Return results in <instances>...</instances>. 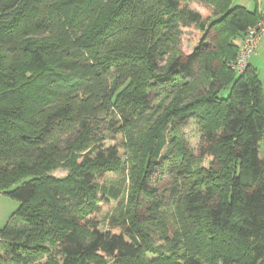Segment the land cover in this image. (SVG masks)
Returning a JSON list of instances; mask_svg holds the SVG:
<instances>
[{"label": "trees", "instance_id": "obj_1", "mask_svg": "<svg viewBox=\"0 0 264 264\" xmlns=\"http://www.w3.org/2000/svg\"><path fill=\"white\" fill-rule=\"evenodd\" d=\"M260 13L232 0H0V193L22 219L0 228V264H264L263 88L256 68L231 67ZM121 152L131 187L102 228L121 187L97 179L123 169ZM167 188L172 235L158 214Z\"/></svg>", "mask_w": 264, "mask_h": 264}, {"label": "rangeland", "instance_id": "obj_2", "mask_svg": "<svg viewBox=\"0 0 264 264\" xmlns=\"http://www.w3.org/2000/svg\"><path fill=\"white\" fill-rule=\"evenodd\" d=\"M256 2L258 4L261 2V0H232V4L235 5H241L244 6L246 9L252 11L254 10L256 6ZM191 7L198 10L201 13L205 12V6H203L201 3L198 1H193L191 4ZM197 33L193 28H187L184 29V34L182 36L181 40V50L184 53H189L192 51L194 47V42L196 40ZM263 40L260 45L257 46L255 52L256 55H251L250 60H255V66L256 70L258 73V77L260 79V82L262 84L263 88V95H264V52L261 53ZM255 68V67H254ZM228 89H224L221 94L224 96L227 93ZM186 134L190 142L191 150L194 153V155H197V146L199 142V135H198V130L195 124L190 121V125L186 128ZM261 157L264 156L263 154V148L261 147ZM121 159H122V165L123 169L120 172H115V173H110L107 174L103 178H98L97 182L98 183H104L107 185H120L121 189V194L118 200H112L109 204H101L100 205V210L96 216V219L100 223V227L104 228L108 224V219L109 217L114 214L119 206V202L125 203L128 198V192L131 187L130 183V177L128 174V155L124 152L120 153ZM208 159L206 158L203 160L202 164L207 165ZM53 175L57 177L64 176L66 174V169L64 168H58L55 169L52 172ZM171 177L168 175H163L161 181L159 182L160 186L159 187H168L170 186L171 182ZM161 187V188H162ZM168 188L160 191L162 193L161 195L163 197L167 198V202L164 207L160 211H158V214L161 216L160 218H166L170 224H168L169 230L168 233L172 235V231L174 229V221L175 217L178 218V205L176 202H173L171 198L168 199L169 197V192ZM19 207V202L16 199H13L9 196H6L2 193H0V228L6 225L7 223L14 225V224H19L22 223V219L20 215L16 214V210ZM159 232V231H158ZM157 236V237H156ZM154 236V244L155 246H158L160 244H163V240L161 238H158V234ZM3 248V242L0 241V249Z\"/></svg>", "mask_w": 264, "mask_h": 264}, {"label": "built area", "instance_id": "obj_3", "mask_svg": "<svg viewBox=\"0 0 264 264\" xmlns=\"http://www.w3.org/2000/svg\"><path fill=\"white\" fill-rule=\"evenodd\" d=\"M263 35L264 10L260 13L256 22L246 28L231 65L233 71L243 73L247 69L249 58L255 52Z\"/></svg>", "mask_w": 264, "mask_h": 264}, {"label": "crops", "instance_id": "obj_4", "mask_svg": "<svg viewBox=\"0 0 264 264\" xmlns=\"http://www.w3.org/2000/svg\"><path fill=\"white\" fill-rule=\"evenodd\" d=\"M255 9H256L259 13L262 12V11L264 10V0H261V2H260L259 4H258V2H256ZM262 40H263V44L261 45V46H262L261 53L264 52V35L261 37V39H260L258 45L261 44ZM252 55H253V56L256 55V52H254ZM248 65L251 66V67H255V68H256V66H255V60H252V61H251L250 58H249Z\"/></svg>", "mask_w": 264, "mask_h": 264}]
</instances>
